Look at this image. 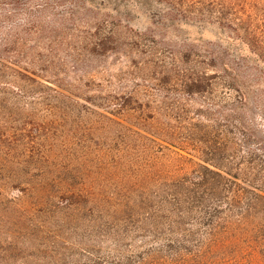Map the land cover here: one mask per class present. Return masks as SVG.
<instances>
[{"label": "rangeland", "instance_id": "1", "mask_svg": "<svg viewBox=\"0 0 264 264\" xmlns=\"http://www.w3.org/2000/svg\"><path fill=\"white\" fill-rule=\"evenodd\" d=\"M171 15L137 0H0V264H116V237L168 231L158 200L193 181L188 158L214 145L264 157L255 66ZM234 118L259 138L238 152ZM258 163L242 177L259 178Z\"/></svg>", "mask_w": 264, "mask_h": 264}, {"label": "trees", "instance_id": "2", "mask_svg": "<svg viewBox=\"0 0 264 264\" xmlns=\"http://www.w3.org/2000/svg\"><path fill=\"white\" fill-rule=\"evenodd\" d=\"M137 1L146 2L148 9L157 5L166 10L167 17L173 14L187 26L213 33L220 48L230 54L228 61L237 56L253 64L256 78L264 84V0ZM221 69L231 76L228 87L243 93L242 77L232 73L228 63ZM234 120L232 150L238 152L241 141L259 138L242 118ZM237 133L244 139L236 137ZM258 148L246 149L247 159L237 154L228 157L226 147L219 145L212 147L211 156L201 155L202 162L188 158L197 165L193 181L173 180V189L158 200L167 204L171 215L168 231L149 240L116 237L107 246L113 251L110 259H116V264H264V168L257 179L241 175L247 162L258 164L251 166L252 172L260 166L258 161H264ZM188 216L193 218L188 221ZM180 223L189 224V229L180 228ZM177 226L180 231L175 230ZM107 262L97 257L92 264Z\"/></svg>", "mask_w": 264, "mask_h": 264}]
</instances>
